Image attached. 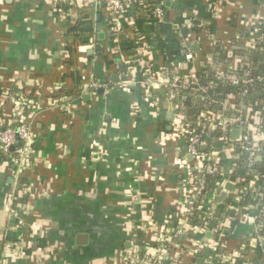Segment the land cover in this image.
<instances>
[{
    "label": "crops",
    "instance_id": "crops-1",
    "mask_svg": "<svg viewBox=\"0 0 264 264\" xmlns=\"http://www.w3.org/2000/svg\"><path fill=\"white\" fill-rule=\"evenodd\" d=\"M149 2L162 4V21L134 6L117 31L103 0H64V11L51 0H0V129L11 118L15 93L36 100L27 116L35 134L33 162L12 204L17 179L0 152V264H122L156 251L165 228L170 235L182 219L194 168L176 113L164 90L145 93L141 71L131 72L119 53L125 60L151 59L164 77L239 68L250 61L244 44L255 16L264 17V0ZM87 35L94 36L85 43ZM186 42L193 60L185 59ZM213 45L227 54L215 57ZM61 89L73 90L62 95L68 105L50 108ZM245 158L236 151L221 157L228 179L198 197L199 214L165 244L160 264H205L219 244L212 232L217 225L222 251L240 252L237 264H264V224L257 239L245 218L257 202L240 206L236 197L253 192L243 179ZM220 192L226 196L218 210ZM207 214L212 218L204 224Z\"/></svg>",
    "mask_w": 264,
    "mask_h": 264
},
{
    "label": "built area",
    "instance_id": "built-area-1",
    "mask_svg": "<svg viewBox=\"0 0 264 264\" xmlns=\"http://www.w3.org/2000/svg\"><path fill=\"white\" fill-rule=\"evenodd\" d=\"M53 4L60 10V4L64 0H51ZM107 15L110 19L111 26L119 31L123 25L129 20V12L131 8L139 5L145 16L157 22L163 20L165 16L162 4H153L149 0H103ZM64 11V10H62ZM249 38L244 44L246 50L255 49L259 43L264 44V17L256 15L254 24L248 32ZM94 36V35H93ZM93 36H89V41ZM185 52L186 60H193V52L190 48V43L186 42L182 45ZM120 60L129 65V70L134 72V69H139L142 75V84L145 93H151L153 89H162L166 94V101L174 109L176 113L175 125L183 137L186 145V153L191 159V165L194 168L193 174L189 177L190 186H192L190 200L183 207L182 219L172 228V233L169 235L165 228V233L160 239V247L154 252L147 253L141 257L129 258L122 264H160L162 258L167 254L165 244L172 240V237L182 235L187 228L189 217L196 211L194 203L199 196L207 194L210 189L207 188L206 178L218 177L222 182L228 178L224 177V169L221 164V157L227 152L245 153V183L247 190H252L261 200L256 204H252L249 208H253V215L245 214V218L251 223L255 231V237L261 239V231L264 224V175L259 173L255 168V163L260 159V152L264 150V116L255 114L248 106L243 103H233L231 98L219 101L217 98L209 94L215 89L216 84L209 82L206 84L200 83L196 73H173L169 76H160L156 71L151 59L136 55L131 59H126L119 53ZM248 56V55H247ZM216 80L222 84L231 86H247L258 81H264V77L253 74L252 63L248 61L244 66L239 68L230 67L224 71L216 72ZM97 88V85H94ZM191 87L192 92H199L201 99L207 104L212 105L210 109L202 111L201 115L195 119L193 124L187 119L184 113L182 101L188 96L183 93ZM263 94H264V88ZM35 97L32 94L27 95L25 92L15 93L12 97V114L11 118L5 127L0 129V152L4 155H9L10 162L14 166L13 176L17 179L16 185L13 187V192L10 196L12 204L18 192L17 185L19 178L23 172L28 169L33 160L31 157V148L35 141V134L28 121L26 110H31L36 106ZM65 96H56V92L50 97L49 106L65 108ZM192 125L198 126L195 128ZM239 129L237 138L232 139L230 136L231 129ZM219 131L220 137L215 141H211V132ZM18 139V144H15ZM14 145L11 151L10 147ZM237 155L235 154V157ZM189 162H186V166ZM218 179V180H219ZM230 182V181H229ZM231 183H234L231 182ZM214 189H211L213 192ZM27 194V190L23 191ZM197 196V198H196ZM241 199L240 195L236 196ZM212 218L211 214H207L203 218L204 224ZM221 225H217L212 229V232L217 236L218 243L213 244L214 255L207 257L205 264H213L212 259L217 258L221 262L235 264L239 258L240 252H229L225 254L221 246ZM219 245L220 252H217Z\"/></svg>",
    "mask_w": 264,
    "mask_h": 264
},
{
    "label": "trees",
    "instance_id": "trees-1",
    "mask_svg": "<svg viewBox=\"0 0 264 264\" xmlns=\"http://www.w3.org/2000/svg\"><path fill=\"white\" fill-rule=\"evenodd\" d=\"M138 8H141L139 5H137ZM78 26L77 23H74L69 31L76 30V27ZM129 51V50H128ZM212 51H218L219 55L215 57H220L223 54H227L224 51H220L218 47L212 46ZM248 54L249 60L252 63L253 67V74L260 75L264 77V44L259 43L255 49L245 50ZM239 52V51H238ZM216 53V52H215ZM232 54V52H231ZM127 56V54H125ZM132 55V54H131ZM206 69V68H205ZM205 69L199 70L196 75L198 79L200 80V83L206 84L209 82H214L216 84L215 89L211 90L209 94L217 98L219 101H223L231 97V101L233 103H245L248 108L254 112L255 114H260L264 116V94H263V88H264V81H258L254 84L247 85V86H231L227 84H222L221 81L216 80V74H214V71H205ZM72 91V92H71ZM78 91H75L74 94H77ZM73 90H58L56 93V96L61 95H67L72 94ZM183 93L187 94L188 96L182 101V105L184 108V113L187 119L193 124L196 118H198L202 111L210 109L212 105L207 104L205 101L201 99L202 95L199 92H192L191 87L189 89H186L183 91ZM27 116L30 114V110L25 111ZM195 128H198L196 125H192ZM219 131L211 132L212 139L211 141H215L218 137H220ZM241 156H243V153H241ZM3 159L7 160L9 163L10 158L9 155L2 156ZM254 168L264 175V150L260 152V159L255 163ZM218 177H210L208 176L206 178V185L209 189H214L216 186H214L215 181H217ZM22 180L20 184L22 185ZM18 188V187H17ZM18 190V189H17ZM240 206H245L248 203H256L260 202L261 200L256 196L253 192H248L247 194L245 192L240 194ZM255 198V199H254ZM235 203V202H234ZM236 204V203H235ZM199 213L194 212L192 217H196ZM194 217V218H195ZM213 264H228L221 262L219 259L215 258L213 259ZM237 264V262L235 263Z\"/></svg>",
    "mask_w": 264,
    "mask_h": 264
},
{
    "label": "water",
    "instance_id": "water-1",
    "mask_svg": "<svg viewBox=\"0 0 264 264\" xmlns=\"http://www.w3.org/2000/svg\"><path fill=\"white\" fill-rule=\"evenodd\" d=\"M103 6H105L104 4H103ZM98 18H99V16H98ZM96 33V32H95ZM97 34V33H96ZM90 36V35H89ZM89 36L87 35V36H85V38H84V42L85 43H87L88 41H89ZM98 38H103V34L102 33H99L98 34ZM97 47L98 46H96L95 48L97 49ZM124 69H126V66H123L122 67V70H124ZM239 133V130L238 129H236V128H234V129H231L230 130V136H235V135H239L238 134ZM15 144H18V139L16 140V142H15ZM36 145H37V142H36ZM14 149V145H12L11 147H10V150L12 151ZM239 172L241 173L242 172V170H239ZM234 181V178L232 177L231 179H230V183L231 182H233ZM230 183H228L226 186H225V190H227V191H229V190H231L232 189V186H231V184ZM226 196V194H225V192H220V194L219 195H217V196H215V198H214V201L216 202V203H218V205H217V209L218 210H221V209H223V202H222V200H223V198ZM231 200L229 199V198H227L226 199V202H230ZM213 215H214V217L215 218H218L219 216H220V213H219V211H216V212H214L213 213ZM211 225L212 226H215L216 225V222L215 221H212L211 222ZM202 263V260H199L198 261V264H201Z\"/></svg>",
    "mask_w": 264,
    "mask_h": 264
}]
</instances>
